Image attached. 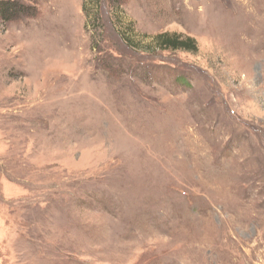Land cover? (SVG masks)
<instances>
[{
  "label": "rangeland",
  "instance_id": "obj_1",
  "mask_svg": "<svg viewBox=\"0 0 264 264\" xmlns=\"http://www.w3.org/2000/svg\"><path fill=\"white\" fill-rule=\"evenodd\" d=\"M16 1L0 264H264V0Z\"/></svg>",
  "mask_w": 264,
  "mask_h": 264
},
{
  "label": "trees",
  "instance_id": "obj_2",
  "mask_svg": "<svg viewBox=\"0 0 264 264\" xmlns=\"http://www.w3.org/2000/svg\"><path fill=\"white\" fill-rule=\"evenodd\" d=\"M33 8L26 6L16 0H0V21L4 23L17 22L23 19H28L34 16ZM124 37V34H121ZM127 44L135 45L132 41H128L125 37ZM155 49L162 51H184L188 53H197L198 45L193 38H183L177 34L163 33L155 38L153 44Z\"/></svg>",
  "mask_w": 264,
  "mask_h": 264
}]
</instances>
